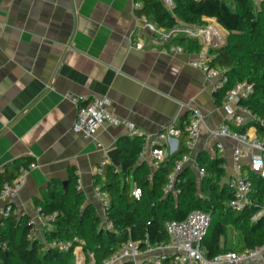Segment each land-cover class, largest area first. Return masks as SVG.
I'll return each instance as SVG.
<instances>
[{
  "label": "crops",
  "instance_id": "obj_1",
  "mask_svg": "<svg viewBox=\"0 0 264 264\" xmlns=\"http://www.w3.org/2000/svg\"><path fill=\"white\" fill-rule=\"evenodd\" d=\"M135 3L143 7L139 0H0V173L20 159L38 165L27 174L17 197L0 200V210L10 203L33 218L34 238L43 240L45 232L54 229L40 216L36 202L44 198L50 181L64 183L72 174L85 196L83 208H95L103 229L106 212L95 193L94 172L105 154L110 166H116L109 152L119 149L122 139H130L122 127L105 126L93 138L74 133L77 107L69 95L107 96L118 117L148 133L173 122L183 127L193 110L203 114L208 126L224 122L222 104L214 98L215 81L190 65L198 52H173L175 43L144 29L143 17L156 23L140 14L141 8L135 10ZM202 130L193 152L198 162L201 153L209 156ZM251 133L259 136L255 127ZM224 144L232 166L234 143L225 139ZM247 163L243 161V172L252 174ZM143 164L149 168L139 155L137 166ZM241 240L242 233L229 225L221 245L235 252L232 248ZM74 255L75 264L93 262L82 244ZM262 263L264 251L246 264Z\"/></svg>",
  "mask_w": 264,
  "mask_h": 264
},
{
  "label": "trees",
  "instance_id": "obj_2",
  "mask_svg": "<svg viewBox=\"0 0 264 264\" xmlns=\"http://www.w3.org/2000/svg\"><path fill=\"white\" fill-rule=\"evenodd\" d=\"M139 1L143 3L139 13L161 28L172 29L181 23L198 26L204 23L205 18H214L230 33L225 45L209 50L214 56L211 65L226 69L229 77L224 88L215 93V102L221 105L227 91L238 82L252 84L253 94L242 104L259 117L253 125L257 134L264 136V17L257 14L256 4L252 0H173L175 6L169 10L161 0ZM172 42L187 52H199L203 48V43L197 39L177 38ZM239 130L246 131V127ZM186 140L184 136L180 152L162 164L152 182L148 181L149 168L145 164L137 166L142 141L127 138L120 141V166L108 167L103 188L111 198L106 218L113 222L114 230L101 228V218L93 206L83 208L85 196L78 190V176L72 174L67 185L57 180L50 181L44 198L36 205L42 215L57 213L54 229L45 232L41 240L32 237L34 226L29 223L28 215L21 218L12 215L5 219L0 237L7 242V247L0 250V264H75L74 249L81 244L96 264H103L129 239L148 240L151 244L167 240L165 222L182 221L196 209L213 215V223L203 242L208 259L230 251L221 245L229 225L242 233V240L232 248L235 252L264 246V217L252 222L264 200V179L256 174H249L253 183L251 204L241 212H234L227 205L233 194L221 185L225 175L224 159H212L201 153L198 160L206 168V177L200 191L196 176L186 169L181 174L184 181L180 184L182 194L178 200L173 196L163 198L168 175L176 160L187 152ZM31 162L17 160L0 173V190L5 183L13 182L21 169L28 168ZM99 182L96 179V184ZM133 182L143 191L139 201L132 196ZM54 241H71L73 247L66 252L47 248V244Z\"/></svg>",
  "mask_w": 264,
  "mask_h": 264
},
{
  "label": "built area",
  "instance_id": "obj_3",
  "mask_svg": "<svg viewBox=\"0 0 264 264\" xmlns=\"http://www.w3.org/2000/svg\"><path fill=\"white\" fill-rule=\"evenodd\" d=\"M252 1L258 6L264 2V0ZM162 2L169 10H172L175 6L173 0H162ZM141 6L140 3L134 4L135 10L140 9ZM142 20L144 29L164 42H172L181 37L202 41L204 46L197 53V59L190 61V65L202 70L209 80L215 81V91L224 88L229 81L227 70L212 66L209 55L210 47L224 43V36L220 34L218 29L212 26L201 27L185 24H180L172 29H165L148 22L145 17ZM137 47L142 48V44H138ZM171 50L178 53L184 51L178 45L171 46ZM252 94L253 85L248 82H238L231 87L222 103L225 118L221 125H206L203 114L199 110H193L191 119L183 127L173 122L157 133H148L140 129L135 123L118 117L112 110V100L107 96L86 98L69 95L68 97L77 107L76 121L73 125L74 133L85 138H93L105 126L122 127L127 130V136L130 139L142 141L140 155L148 163L150 170L149 182L153 181L156 173L166 160L180 152L183 137L186 136L185 146L187 152L176 160L172 172L167 177L163 192V198L173 196L176 201L182 194L180 184L184 181L181 178L183 171L191 168L196 172L199 191L202 181L206 177V168L200 165L197 158H193V152L203 137L202 128H204L206 132L205 150L209 157L214 159L218 157L225 161L223 168L226 181H222L224 183L221 185L226 186L233 194V198L228 201L227 205L232 211L241 212L251 204L253 191V183L249 178V174L243 172V161L248 162L247 166L251 173L264 179V136L259 137L251 133V129L255 127L253 124L259 120V117L248 106L242 104L244 101L249 100ZM245 127L247 128L246 131L239 130ZM225 139L234 143L231 148L232 166H229L226 161ZM110 164V159L105 154L94 172L95 177L100 180L95 185V193L100 198L106 213L110 208L111 198L103 188L107 181V169ZM37 167V163L32 162L28 168L21 169L20 175L13 182L5 183L0 190V200L7 202L17 197L25 184L27 174ZM78 190L81 191L80 184ZM142 195V189L135 185L132 190L133 198L139 201ZM38 211L46 224L52 227L57 213L42 215L40 209ZM12 215L21 218L26 214L19 212L10 203H7L0 210V225ZM262 217H264V200L253 218L256 220ZM29 223L34 226L35 220L30 218ZM212 223L213 215L210 212L199 209L193 210L182 221L168 220L165 222L164 229L168 234L167 240L151 244L148 240L143 242L129 239L103 264H246L260 256L264 251V246H260L243 252H224L208 259L203 242ZM103 229L114 230L113 222L108 221L106 218ZM32 233L34 238V230H32ZM6 247L7 242L0 237V250H5ZM72 247L73 243L71 241H54L47 244V248H57L65 252ZM77 264H82V261H78ZM91 264L96 263L93 261Z\"/></svg>",
  "mask_w": 264,
  "mask_h": 264
},
{
  "label": "rangeland",
  "instance_id": "obj_4",
  "mask_svg": "<svg viewBox=\"0 0 264 264\" xmlns=\"http://www.w3.org/2000/svg\"><path fill=\"white\" fill-rule=\"evenodd\" d=\"M255 10H256L257 14L260 16V18L264 17V6L263 5L255 6ZM217 24L218 23L216 21L204 20V23L202 25H198V26H201V27L212 26V27L218 29L220 34H222L224 36V43L223 44L218 45V46H214V47H211V48H217V47L225 45L228 42L229 38H230V33L228 31H226L224 28H222L219 24L218 25Z\"/></svg>",
  "mask_w": 264,
  "mask_h": 264
},
{
  "label": "water",
  "instance_id": "obj_5",
  "mask_svg": "<svg viewBox=\"0 0 264 264\" xmlns=\"http://www.w3.org/2000/svg\"><path fill=\"white\" fill-rule=\"evenodd\" d=\"M120 154L121 151L119 149H113L109 152V157L116 166L120 165ZM64 185H67V182H64Z\"/></svg>",
  "mask_w": 264,
  "mask_h": 264
}]
</instances>
